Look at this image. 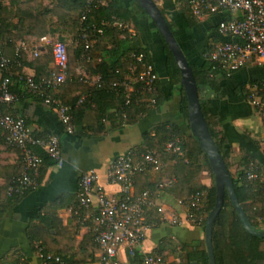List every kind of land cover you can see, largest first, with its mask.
I'll list each match as a JSON object with an SVG mask.
<instances>
[{"label":"trees","instance_id":"16d2710c","mask_svg":"<svg viewBox=\"0 0 264 264\" xmlns=\"http://www.w3.org/2000/svg\"><path fill=\"white\" fill-rule=\"evenodd\" d=\"M100 1L102 0H52L47 5L38 4L34 10H24L20 8L18 1L10 0L9 8L0 5V39L10 36L12 31L21 36L32 35L38 38H42L49 33L71 36L73 42H75L74 47H69L64 42L68 55L69 77L59 85V92L54 96L60 98L61 101H59L62 104L69 106L72 122L82 124L94 136L127 125H133L140 121L150 110L160 107L163 102L158 76L154 83L155 89L147 93L143 90L142 84L136 80L142 67L137 64L132 72H128V67L133 62L131 54L144 52L146 61L153 65L156 75L161 73L160 67L166 75L168 83L179 92L181 96L179 112L184 118L185 128L181 129L175 124L158 125L154 128L153 134L149 132L145 135L144 146L135 148L133 151L137 153L152 151L156 155L161 166L157 173H161L165 168L175 179L170 186L163 188V191L175 199L188 203L193 193L205 191L206 196L193 209L196 217V222L193 224L204 227L206 217L214 205V178L204 151L190 131L187 121V101L180 84V72L172 53L153 22L135 0H104L103 3H100ZM177 1L184 2L181 7L182 11L194 24L197 18L188 9L187 0ZM160 10L165 17L164 10ZM83 16L84 19H82ZM14 17L17 18V21L11 23ZM112 17L128 26L135 27L136 30L141 26V19H146L148 25L156 31L160 40L161 58H159L158 63L154 62L148 49L141 45L137 33L131 36L127 29L102 25L103 22H110ZM229 19L231 17L227 16L223 20ZM166 21L176 38L173 25L167 19ZM94 27L101 28L102 33L96 32ZM84 31H93L89 38L91 47L87 52L84 49L86 44L83 39ZM107 37L111 38L109 47ZM219 41L221 40L216 38L213 44L204 50L200 64L190 62L189 64L197 84L199 101L209 132L231 174L235 193L245 212L246 221L250 228L262 230L264 229V184L248 180L246 170L250 161L258 163L263 172L264 167L259 161L250 157L248 153L243 152L238 158L237 167L233 170L235 159L233 149L226 145L224 134L217 128L219 123L208 109L207 98L220 90L215 72L221 70L208 57L211 47ZM87 53L89 54L88 60L84 58V54ZM21 57L22 54L19 51L15 57L16 61H20ZM78 62L85 63L91 74L100 76L102 83L99 86L80 83L78 81L79 75L75 72ZM51 63H53V56L50 47L37 50L33 64L41 69V74L33 77L36 80L46 79L51 71L48 68ZM156 64L158 67H156ZM126 76L133 83V92L129 104H125L126 90L124 87L111 86L112 82L123 80ZM253 83L255 82L251 84ZM17 84L19 86L21 84L26 92L21 81L17 80ZM10 90L17 94L19 98V89H16L12 83ZM64 91H76V94L71 99L65 100L61 96ZM82 94L86 95V98L80 104H77ZM89 117L91 119H88ZM105 122L110 123L108 129L104 128ZM3 137L5 141L4 133ZM169 141L175 142L182 153L168 150L166 143ZM148 173H151V171L147 170L135 176V192L149 190L151 196L154 197L157 190L156 184L161 179L154 182H147L145 179L146 183L142 188H138L136 185V179L138 180L139 177L144 179ZM202 173L209 175L207 177L210 179L209 185L199 181V176ZM73 204H75V201H73ZM41 221L49 232L50 223H47L45 218H42ZM159 221L162 220L156 210L152 209L148 212L147 222L150 226L156 225ZM42 239L41 243H38L37 254L43 264H92L98 260L96 255L98 248L94 241V231L91 226L89 235L84 237L78 253H71V250L64 248V246L60 248L56 242H51L48 246L49 241L47 242L44 237ZM50 244L53 246H50ZM212 246L216 264H264V236H255L245 230L226 191L222 207L214 219ZM48 255L51 256L50 260L46 259ZM56 257L59 259L58 262L55 261ZM140 258L141 254L136 251L133 256H128V262L133 264ZM192 262H195V264H209L204 240L199 241L196 245H182L180 264H191Z\"/></svg>","mask_w":264,"mask_h":264},{"label":"crops","instance_id":"0c3cea01","mask_svg":"<svg viewBox=\"0 0 264 264\" xmlns=\"http://www.w3.org/2000/svg\"><path fill=\"white\" fill-rule=\"evenodd\" d=\"M16 1L20 4V8L34 10L38 4L47 5L52 0ZM155 2L164 10L166 19L173 25L177 41L190 63L200 64L204 50L212 45L216 38L227 39L216 32V26L227 16L232 18V15L216 13L197 19L192 24L191 19L182 11L184 2L177 0H155ZM0 5L9 8L10 0H0ZM16 21L17 18L14 17L11 23ZM127 30L131 36L138 34L141 45L148 49L154 62L158 63L161 58L160 40L156 31L148 25V21L142 18L140 28L136 30L135 27L128 26ZM59 37H63V42L69 47L75 46L70 35L49 33L38 38L32 35L21 36L12 31L10 36L1 38L5 56L15 59L19 51L22 54L12 80V85L19 89V98L7 107L6 111L22 116L34 135L56 136L59 140L63 164L55 165L45 157L41 147L35 146L36 153L44 159L39 170V186L21 197H7L6 185L11 177L22 170V164L19 151L5 143L3 133L0 131V264H43L37 254L38 243H41L43 237L47 242L49 241L48 246L49 243L56 242L60 248L64 246L70 249L71 253H78L81 249L80 244L90 231L88 224L69 212V207L76 198L80 174L86 170L96 171L99 175L98 185L106 193L116 194L119 187L108 181L107 172L117 156L143 147L145 135L149 132L153 134L154 128L158 125L175 124L181 129L185 128L184 118L179 112L181 96L168 83L166 75L159 67L161 73L157 76L163 99L160 107L150 110L133 125L117 128L99 136L91 134L82 124L73 122V131L69 133L61 123L57 111L40 98L25 92L23 86L17 84L16 77L18 73L31 76L41 74V69L33 64L34 52L49 47L52 49V45ZM110 43L111 38L107 37L108 47ZM52 67L53 63L49 65V70ZM75 72L90 79L97 77L91 74L83 62H78ZM2 75L3 73L0 72V78ZM215 75L220 90L207 98L208 109L218 121L217 128L224 134L226 145L233 149L234 168L237 167L238 158L243 152L248 153L264 167V124L247 98L248 86L252 82L264 84V60L260 63L249 62L231 73L216 71ZM58 92L57 88L54 95ZM75 94L76 91H64L61 96L69 100ZM58 99L61 101L60 98ZM109 126L110 123L105 122L104 128L108 129ZM171 178H174L173 175L164 168L161 173H148L144 179L139 177L138 180L136 179V185L142 188L146 183L145 179L147 182H154L158 179ZM199 181L206 185L210 184V179L207 177H201ZM154 201L162 206L166 213L172 211L184 215V208L179 205V200L163 189L154 194ZM42 218L50 223L49 232L45 229ZM202 240H204L203 226L192 222L171 225L159 221L146 230L142 249L144 253L161 254L166 264H180L182 245H196ZM118 256L121 260H126L124 250H121Z\"/></svg>","mask_w":264,"mask_h":264},{"label":"built area","instance_id":"2783aa9c","mask_svg":"<svg viewBox=\"0 0 264 264\" xmlns=\"http://www.w3.org/2000/svg\"><path fill=\"white\" fill-rule=\"evenodd\" d=\"M103 2L104 0L100 1ZM187 7L197 19L216 13H228L233 16L217 24L218 34L227 39L216 42L208 54L221 71L231 73L249 62L260 63L264 60V0H187ZM102 25L128 28V25L115 17H112L110 22H103ZM94 28L99 34L102 33L101 28ZM92 33L93 31L83 33L86 43L85 52L91 47L89 38ZM52 56L53 67L46 79L36 80L31 75L20 73L16 74V77L23 83L27 93L40 98L57 111L61 123L71 133L73 123L70 108L54 96V91L69 77L68 55L64 42L56 41L52 45ZM131 57L133 62L129 65L128 72H132L139 64L142 70L136 80L142 84L143 90L147 93L152 92L157 79L153 65L146 61L144 52L133 53ZM84 58L88 60L89 54H84ZM17 64L16 59L5 56L0 39V72L3 73L0 78V130L5 134L6 144L20 151L22 164L21 172L11 177L6 185L7 197L22 196L39 186V170L44 159L36 153L35 146L41 147L45 157L55 165L63 164V156L56 136H36L22 116L6 111L7 107L18 100L17 94L10 90ZM78 81L97 86L102 83L98 75L95 79L79 75ZM111 86L124 87L125 104L131 102L133 83L128 76L123 80L112 82ZM85 98L86 95H81L77 104ZM247 98L264 124V84H250ZM166 148L182 153L173 141L167 142ZM160 167L158 158L152 151L137 153L130 150L117 156L107 172L108 181L119 187L116 194H108L98 185L99 175L96 171L86 170L80 174L75 204L69 207V212L93 228L94 241L98 248L96 264H130L128 256H133L136 251L141 254V258L133 264H166L162 255L144 253L142 249L146 230L150 227L147 214L152 209L157 211L162 221L171 225L196 222L193 209L206 196L205 191L193 193L188 203H184L183 200L178 201L179 205L184 207V215L172 211L166 213L162 206L155 203L149 190L135 192V176L147 170L157 172ZM246 178L264 184L262 167L250 161ZM174 181V178L161 179L156 184V192L170 186ZM121 250L126 254L125 261L118 256ZM46 259L50 260L51 256H46ZM55 261H59L58 257Z\"/></svg>","mask_w":264,"mask_h":264},{"label":"water","instance_id":"95a60500","mask_svg":"<svg viewBox=\"0 0 264 264\" xmlns=\"http://www.w3.org/2000/svg\"><path fill=\"white\" fill-rule=\"evenodd\" d=\"M135 1L143 8L147 16L153 22L172 53L174 61L180 72V84L184 90L187 101V121L190 131L192 135L196 137L199 145L204 151L214 178L215 200L211 211L206 217L204 225V240L209 264H216L212 246V228L214 219L222 207L225 191L227 192L229 199L246 231L255 236H264V229L254 230L250 228L246 221L245 212L235 193L231 174L209 132L207 122L201 109L197 84L192 68L177 39L173 35V32L169 28L159 6L156 4L155 0ZM58 41L63 42V37H59ZM191 264H195V262H192Z\"/></svg>","mask_w":264,"mask_h":264},{"label":"rangeland","instance_id":"374dc122","mask_svg":"<svg viewBox=\"0 0 264 264\" xmlns=\"http://www.w3.org/2000/svg\"><path fill=\"white\" fill-rule=\"evenodd\" d=\"M235 168L233 167V170H234ZM201 177H209V175L208 174H205V173H202V174H200V176H199V180L201 179Z\"/></svg>","mask_w":264,"mask_h":264}]
</instances>
